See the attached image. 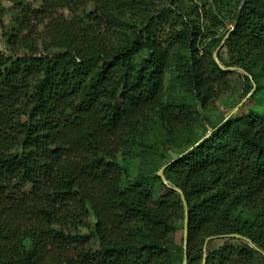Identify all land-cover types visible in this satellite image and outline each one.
Masks as SVG:
<instances>
[{"label": "trees", "instance_id": "1", "mask_svg": "<svg viewBox=\"0 0 264 264\" xmlns=\"http://www.w3.org/2000/svg\"><path fill=\"white\" fill-rule=\"evenodd\" d=\"M154 122L172 159L212 130L164 169L186 264H264V0H0V264H184Z\"/></svg>", "mask_w": 264, "mask_h": 264}, {"label": "rangeland", "instance_id": "2", "mask_svg": "<svg viewBox=\"0 0 264 264\" xmlns=\"http://www.w3.org/2000/svg\"><path fill=\"white\" fill-rule=\"evenodd\" d=\"M3 4L5 6H10L13 4H17L20 2V0H2ZM6 23H10V18H6ZM171 75H168L167 78V85H170L171 82ZM181 86L178 84L176 86V90L171 93V96L177 97V100H180L182 96L184 95V92L180 88ZM171 90V88H170ZM245 97H243V80L238 76V74H234L232 76V85L231 89L224 94L214 106H211L207 110H202V115L204 118H206V121H203V125L206 128H209V122L208 120L214 122L218 120L224 111H229L230 107L233 105H236L237 103H240ZM203 126L201 123H199L196 127L195 130V135H200L203 132ZM164 137H163V130L160 128L159 124L157 122H154L151 125V130L145 134V141L147 144L151 145L152 147L159 149L163 147L164 145ZM162 149V148H161ZM141 150L143 148H140L139 152L140 154H144L143 152L141 153ZM163 150V149H162ZM178 148H167L164 152L166 153L165 161L172 159V157L178 153ZM127 163L128 171H129V176L128 179H125L124 184L127 185L129 183V179L137 175L142 171V162L143 160L137 156V155H129L127 158H125L124 163Z\"/></svg>", "mask_w": 264, "mask_h": 264}, {"label": "water", "instance_id": "3", "mask_svg": "<svg viewBox=\"0 0 264 264\" xmlns=\"http://www.w3.org/2000/svg\"><path fill=\"white\" fill-rule=\"evenodd\" d=\"M239 15H240V10L238 11L237 13V17L235 19V23L233 25H231V28H230V31L224 36V38L222 39L220 45L217 47V49L214 51L213 53V58L214 60L224 69V70H235L237 69L236 67H224L219 59V52L223 49L224 47V44L227 40V38L229 37V34L231 33V31L235 28V26L237 25V22H238V19H239ZM242 70V69H241ZM244 73H247V72H244ZM254 85V88L252 91H250L248 93V95L240 102L238 103L234 108L233 110L225 117L224 121H226L231 115H233L238 109L239 107L246 101V99L253 93V91L255 90L256 88V84L253 83ZM223 121V122H224ZM212 133V130H209V132L204 136L202 137L201 139H199L193 146H191L186 152H188L189 150L193 149L195 146H197L200 142H202L203 140H205L207 137H209ZM186 152L180 154L178 157H175L174 159L170 160L167 164H165L162 168H160L158 170V175L159 177L161 178V180L167 184L171 189H174L176 190L177 192L180 193L181 195V199L183 201V204H184V209H185V221H184V229H183V247H184V264L187 263V246H188V233H189V229H188V203L184 197V194L182 192V190L180 188H177L173 185H170L168 184L167 182V179L164 175V169L166 168V166H168L169 164H171L172 162H174L175 160H177L178 158L182 157ZM231 236H234V237H238V238H241L243 239L244 241H246L247 243L251 244L253 247H256L252 240L248 237H245L243 235H240V234H231ZM212 237H209L208 239H210ZM257 248V247H256ZM259 251H261L264 255V252L262 250H260L259 248H257ZM206 254H204V258H203V262L202 264H205L206 263Z\"/></svg>", "mask_w": 264, "mask_h": 264}]
</instances>
